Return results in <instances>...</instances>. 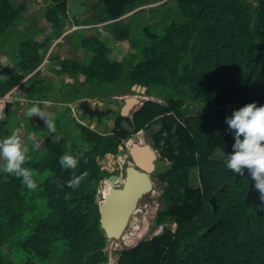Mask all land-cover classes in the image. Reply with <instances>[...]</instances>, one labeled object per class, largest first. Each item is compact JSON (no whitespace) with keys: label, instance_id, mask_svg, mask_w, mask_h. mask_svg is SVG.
Segmentation results:
<instances>
[{"label":"trees","instance_id":"16d2710c","mask_svg":"<svg viewBox=\"0 0 264 264\" xmlns=\"http://www.w3.org/2000/svg\"><path fill=\"white\" fill-rule=\"evenodd\" d=\"M43 1V21L31 15L32 26L20 29L16 24L24 19L27 3L0 0V47L13 61L0 77V97L30 75L31 90H24L28 98L49 99L55 79L37 77L48 57L50 70L75 79L73 100L110 99L98 90L117 83L128 90L146 86V94L166 103L147 100L127 119L129 125L110 103L114 127L105 133L71 114L73 131L62 122L57 135L42 139L44 151L29 152L24 166L33 171V190L1 169L0 264L108 261L109 237L101 226L98 195L101 181L118 171L104 168L100 158L117 155L124 139L155 124H160L153 131L155 146L171 163L159 175L168 184L156 222L173 221L176 229L166 225L153 238L123 250L119 264H264V213L258 215L246 199L248 178H237L226 166L235 143L227 118L249 103L264 106V0H97L94 12L78 21L96 27L77 33L65 31L68 0ZM44 25L50 31L37 39ZM103 30L127 47L119 58L111 56ZM194 104L204 111L195 113ZM12 107L0 119V131ZM31 143L26 144L31 148ZM216 149L224 154L213 157ZM66 153L78 158L76 169L61 167L59 159ZM194 169L198 186L190 184ZM82 173L86 176L79 187H68Z\"/></svg>","mask_w":264,"mask_h":264},{"label":"rangeland","instance_id":"374dc122","mask_svg":"<svg viewBox=\"0 0 264 264\" xmlns=\"http://www.w3.org/2000/svg\"><path fill=\"white\" fill-rule=\"evenodd\" d=\"M21 1L26 2L28 8L24 11V14H25L24 19L20 23L16 24L18 28L22 29L26 27H31L32 24L30 20L28 19V17L31 15H36L37 18L41 19L40 21H43L45 6L47 2H44L43 0H21ZM95 2H97V0H68L69 21L66 22V26H65L66 33L72 32L74 30H75L74 32L77 33L76 29L78 28H83V27L87 28L91 26L96 27V24L79 25L80 22H78L81 19H84L86 16H89L94 12L93 4ZM135 10H138V9H135ZM44 27L45 29L41 31L42 33L38 34L37 39H44L45 37L44 34L49 33L50 27H48L47 25H44ZM77 36L78 34H74V37H75L73 38L74 41L78 40ZM101 36L102 38L108 36V44L112 47V51H111L112 57L117 59L122 55L123 51H127L126 46L116 41L112 35L106 34L104 30L101 32ZM60 39L61 37L54 39L53 44L51 45V48L54 45V43H57L58 41H60ZM0 63L3 64V67L0 68V77H5L7 73L6 68L13 65V61L10 56H7L5 54L4 49L1 47H0ZM49 66H50V62L47 57V59H45L43 64L40 66L39 75H37V77H43L44 75H48L51 78L53 77L56 81V84L58 85H66L74 81L73 78H69V76L65 75L66 73L60 72L56 74L55 72H53V70L49 69ZM29 76L24 77L20 81L21 85L15 91L12 90L13 92L11 91L4 96L6 100L10 99L11 101H15V102H12L13 111L11 112V116L9 117V122L6 125V129H1L0 136L3 137L4 139L7 136H9L13 130L20 129L22 137L25 138V143L29 142V140L27 139L29 135H34L36 137V140L37 139L39 140L38 142L40 143L42 147L41 148L42 151H44L47 145L46 143L42 141V139L46 137L47 135L54 134V133L49 132L47 130L45 121L42 118H41L42 121L40 120L38 116L28 118L25 115V112L28 108L33 106L32 103L39 104V105L46 104V106H50L51 99H47L45 101L42 99V100H38L37 102H29V101H32V99L24 96V95H28L26 92H24V90L28 89V87L32 85V83H30ZM30 90L31 89H28V91ZM66 91L68 93L71 92L70 87ZM101 91H103L106 94L105 97L107 96L110 99L106 98L104 100V99H100V97L89 98L91 99L92 104L94 106L100 105L102 108H106L107 105H110V103H112V106H115L117 110L118 109L120 110V108L122 109V106H124V108L126 109L129 104L128 99L136 98V102L134 101L132 105L128 107V111L125 112V114H122L120 110V113L124 116L123 117L124 124L126 125H129V122L127 121V119L132 120L134 112L144 105L143 101L148 100L146 99L147 96H149L150 99H156L157 101H160L161 103H165V101L159 98L158 96H150L144 93L143 91H140V89L132 88L128 90L127 88L119 87V84L117 83H113V84L105 83L104 85H101V87L98 90L99 96L101 95ZM117 93L119 95H117ZM108 95H111V96L109 97ZM122 96H125V97L128 96L127 100L125 98H122ZM27 101L29 103L24 104ZM76 101H77V106L74 111L76 113V116H75L76 120L78 121L81 120V122L84 121L85 123H89L92 127L103 130V133L108 132L113 129L114 119H115V114L113 112L104 116L101 119L103 121H101L98 118H93L83 113L79 109L78 98L74 101V103H76ZM67 105L68 104L66 103L61 106H58L59 108L58 109L57 105L54 104V109L56 108V113L55 115H53V117H54V122L56 124L57 130H62V126H61L62 122H66V126H67L66 128L69 131H73V129H75L76 124H74L73 117H71L70 112H68L69 110L72 109V105L69 104L70 107ZM41 108L44 111H46L44 107H41ZM193 108L195 109L194 110L195 113L204 111L203 107L199 104H194ZM46 112H50V111L48 110ZM191 112L193 111H188V114ZM3 113H6V110H3ZM67 113L69 114V116L66 115ZM6 115H4L3 118H5ZM35 119L39 120V122H36ZM158 127H160V124H155L154 126H152L151 129L149 127H145L142 130L141 135L145 143H149L152 146V143L155 142L154 138L152 137V133L154 130L158 129ZM23 130H26V132H24ZM33 130H36L38 132L37 133L35 132V134H33L32 133ZM55 134L57 135V131L55 132ZM62 134L69 135V133H67L66 131H62ZM120 148H123V146L120 145ZM222 154H224L223 151H219V149H216L215 152L212 153L211 155L213 157H218ZM157 157H156L157 160L156 159L154 160V163H156V168L151 173L153 180H154L155 190L151 191L150 193H147L139 201L137 208H140V210H138L137 213L134 212L132 214L131 219H130L131 222L125 229L124 236L118 239L116 238L110 239L108 245L106 246V250L109 253V258L112 256L113 250L121 254L123 250L135 247L134 246L135 243H136L135 245H137L143 239L149 240L153 238L155 235L161 233L164 230V227L166 225L170 226L172 230L176 229V223H174L173 221L167 222L163 228L161 225H158L156 222L157 212L160 208L164 207V204H165L164 200H161L163 186L168 184L167 181L161 180L159 175L162 172H165L171 164L167 158H162L161 156H158V153H157ZM100 159H101L100 161L104 168L109 169V171H118V175H122V171L120 170L123 169V167L125 166L123 162L126 161L125 160L126 156L124 154H120L116 156V155L109 153ZM4 165H5V161L3 159H0V170L3 169ZM108 178L103 179L100 183L99 195H98L99 200L103 199V195L101 194V191H102V187L106 185L105 181ZM190 184L192 186H198L200 184L198 181V171L196 169L192 171ZM139 232H140L141 237L143 238L142 240H135V236H138ZM127 235L130 236V240L128 241L130 245L128 246H127V243L125 242V240L128 239L126 237ZM113 264H117L116 261H114Z\"/></svg>","mask_w":264,"mask_h":264},{"label":"clouds","instance_id":"9594fccd","mask_svg":"<svg viewBox=\"0 0 264 264\" xmlns=\"http://www.w3.org/2000/svg\"><path fill=\"white\" fill-rule=\"evenodd\" d=\"M20 85L21 84L19 83L12 90L15 91ZM30 87H28V89H31ZM12 90H10L9 92H11ZM146 90L143 92L146 93ZM5 95L1 97H4ZM122 98H128V96L127 97L122 96ZM87 99L89 100L90 104L93 105L92 101L89 98ZM146 99L149 100L150 97L147 96ZM146 101L143 102L145 103ZM12 102L15 101H8L4 110H6L7 106ZM106 108L114 109L108 106ZM4 115H6V113H3L0 119H2ZM25 115L28 118L38 116L45 121L46 128L49 132L55 133L57 131L53 114L51 112L44 111L38 104H33V106L28 108L25 112ZM226 123L229 125V131L234 132V140H235V143L232 146L233 152L230 153V155L228 156L226 166L228 169L232 170L234 173L239 174L241 176H243L245 174V170H247L252 180L255 182V189L260 194V200L264 201V106H258L257 103H249L246 106L238 110H235L233 114L227 118ZM142 130L143 129L137 131L135 133L136 135L134 134L132 137L124 139L123 142L120 144L123 146L125 145L124 143L125 140L132 139L130 149L125 150L124 152L121 151L120 149V152L118 153V154L127 153V157L125 159L126 161L123 162L124 164L128 162L127 163L128 165L130 162H134L130 154V150L133 144L135 142H140V141L141 143H145L144 139L143 138L141 139ZM27 139L32 142L31 148L29 147L28 144L25 143V138L22 137L20 129H15L11 132L9 136H7L4 139H0V159H3L5 161V165L2 169L4 173L14 174L17 178H20L22 180V183L26 185L29 190H33L37 187V183L34 179L33 171L25 167L24 165L31 159V157L29 156V152L38 151L41 145L36 141L34 135H29ZM156 148L153 147L154 150ZM155 151L158 153V156H161L160 149L159 151L157 149ZM59 163L63 169L74 170L77 168L79 164V160L77 157L66 153L60 157ZM120 171H123V169ZM85 176L86 173H82L80 176H74L72 180L68 181V187L73 189L78 188L80 182L84 179ZM65 198L68 199L70 197L66 196ZM103 198H104V193H103ZM138 210L139 209L137 208L135 213H137ZM160 225L163 228L165 224H160ZM123 236L124 233L122 237ZM142 238L143 237H141L140 232L138 236H135L136 240H142ZM110 239H114V238H109V241ZM119 256L120 254L113 250V254L111 256L113 258V261H110L109 258L108 261H104L101 264H113L114 261H116V263L119 264L118 262Z\"/></svg>","mask_w":264,"mask_h":264},{"label":"water","instance_id":"95a60500","mask_svg":"<svg viewBox=\"0 0 264 264\" xmlns=\"http://www.w3.org/2000/svg\"><path fill=\"white\" fill-rule=\"evenodd\" d=\"M133 88L140 89L141 91L147 89L146 86L141 84H136ZM79 108L83 113L91 117L97 116L100 120L103 116L115 112L111 108L93 106L87 98L81 100ZM127 111L128 107L124 112ZM150 147L153 149L148 143L135 142L130 150L134 162H130L127 165L126 175L122 177L114 174L109 177L117 186L113 187L109 192L104 193V198L100 201L101 226L109 238L118 239L123 235L129 225L132 214L138 207L139 201L155 188L151 173L155 169L153 160L156 159L157 152ZM147 155L149 159H147ZM236 177L248 178L249 189L246 199L252 201L257 209V214L262 215L264 213V201L260 200V194L255 189V182L252 180L250 174L245 170L243 176L237 174ZM210 202L215 208L218 206L216 196H212Z\"/></svg>","mask_w":264,"mask_h":264},{"label":"crops","instance_id":"0c3cea01","mask_svg":"<svg viewBox=\"0 0 264 264\" xmlns=\"http://www.w3.org/2000/svg\"><path fill=\"white\" fill-rule=\"evenodd\" d=\"M65 75H67V76H69V78H73V76L71 75V74H69V73H66ZM73 80L75 81V79L73 78ZM74 81L72 82V83H68V84H66V85H58V84H56V87L58 88V89H56L54 92H53V94L50 96V98H51V105L50 106H46V104H38L40 107H44L45 108V110L46 111H50V112H52V114L53 115H55V113H56V108L54 109V104L55 105H57V108H58V106H61V105H63V104H68L67 106H69L70 107V105L69 104H71L72 105V109L71 110H69L68 112H70V115L72 114V116H74L76 113L74 112L75 111V109H76V106H77V101H76V103H74V101L75 100H73V98H71V95H72V93H73V91H74V87H76V84L74 83ZM32 87V86H31ZM30 87V88H31ZM70 87V90H71V92H67L66 90L68 89ZM60 91V92H59ZM114 95V94H113ZM117 95H118V93H117ZM25 97H28V95H24ZM109 96H111V95H109ZM49 98V99H50ZM86 98H88L87 96H83V97H79L78 98V104H80V102H81V100L82 99H86ZM126 100H127V98H125ZM91 100V99H90ZM44 101H45V99H44ZM29 102H35L34 100H32V101H29ZM28 101L27 102H25L24 104H27V103H29ZM74 103V104H73ZM32 104H34V103H32ZM59 109V108H58ZM120 110H121V113L122 114H125V112H124V110H125V108H124V106H122V109L120 108ZM67 116L69 115L68 113L66 114ZM104 117V116H103ZM40 118V117H39ZM40 120L42 121V119L40 118ZM101 121H103V120H101ZM24 132H26V130H23ZM33 134L35 133L34 131L32 132ZM152 137H153V133H152Z\"/></svg>","mask_w":264,"mask_h":264},{"label":"built area","instance_id":"2783aa9c","mask_svg":"<svg viewBox=\"0 0 264 264\" xmlns=\"http://www.w3.org/2000/svg\"><path fill=\"white\" fill-rule=\"evenodd\" d=\"M8 96H10V95H8ZM8 101H11L10 99H5L4 97H0V118L2 117V115H3V110L5 109V107H6V105H7V102ZM124 143H125V145H123V148H120L121 149V151H125V150H129L130 149V147H131V143H132V139H129V140H125L124 141ZM110 154H112V153H110ZM126 157H127V153H123ZM113 155H115V154H113ZM118 155H120V154H118ZM118 155H116V156H118ZM139 210H140V208H138ZM128 239L127 240H125V242L127 243V246L128 245H130V243H128V241L130 240V236L129 235H127L126 236ZM136 240V239H135ZM136 244V243H135ZM134 244V245H135ZM110 261H113V258L112 257H110Z\"/></svg>","mask_w":264,"mask_h":264},{"label":"bare ground","instance_id":"6f19581e","mask_svg":"<svg viewBox=\"0 0 264 264\" xmlns=\"http://www.w3.org/2000/svg\"><path fill=\"white\" fill-rule=\"evenodd\" d=\"M136 100V98H129L128 99V102H129V104H128V107L134 102ZM141 139H142V137H141ZM143 141V140H142ZM151 148V147H150ZM152 149V148H151ZM153 150V149H152ZM151 150V151H152ZM152 152H154V151H152ZM147 159H149V157H148V155H147ZM146 159V160H147ZM154 161V160H153ZM146 162V161H145ZM105 183H106V185L104 186V187H102V191H101V194L103 195V193H107V192H109L113 187H116L115 185V183L113 182V180H109V179H107L106 181H105ZM108 183V184H107ZM137 219V218H136ZM122 237V236H121Z\"/></svg>","mask_w":264,"mask_h":264},{"label":"flooded vegetation","instance_id":"af4514ba","mask_svg":"<svg viewBox=\"0 0 264 264\" xmlns=\"http://www.w3.org/2000/svg\"><path fill=\"white\" fill-rule=\"evenodd\" d=\"M94 118H98L97 116H95ZM99 119V118H98ZM152 146L154 147V148H156L155 147V143L153 142L152 143ZM158 151H159V149L158 148H156ZM158 158V157H157ZM157 160V159H156ZM128 161H129V159H128ZM128 163V162H127ZM127 163L125 164V166H124V168H123V171H122V176L124 177L125 175H126V166H127ZM155 168H156V163H155ZM162 198V197H161ZM162 200V199H161Z\"/></svg>","mask_w":264,"mask_h":264}]
</instances>
